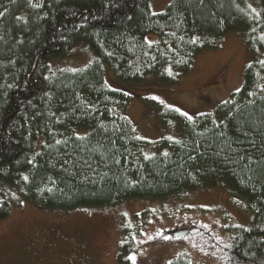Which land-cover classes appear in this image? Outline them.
<instances>
[{
    "label": "trees",
    "instance_id": "1",
    "mask_svg": "<svg viewBox=\"0 0 264 264\" xmlns=\"http://www.w3.org/2000/svg\"><path fill=\"white\" fill-rule=\"evenodd\" d=\"M0 13V221L17 204L14 188L46 211L220 188L251 213L247 227L229 225L223 243L215 227L193 225L183 238L164 230L151 244L264 264V0H171L158 14L149 0H0ZM232 32L256 54L241 88L210 114L163 111L159 121L177 125V140L138 138L125 117L131 93L110 85L104 69L122 84L155 77L170 86ZM78 44L95 60L50 72L48 61ZM150 219L144 212L135 229L123 228L119 264L138 253L137 227ZM166 264L193 262L186 252Z\"/></svg>",
    "mask_w": 264,
    "mask_h": 264
},
{
    "label": "rangeland",
    "instance_id": "2",
    "mask_svg": "<svg viewBox=\"0 0 264 264\" xmlns=\"http://www.w3.org/2000/svg\"><path fill=\"white\" fill-rule=\"evenodd\" d=\"M170 1L149 0L151 13L164 12ZM146 39L153 43L157 37ZM255 56L246 48L243 35L232 32L224 36L217 50L200 53L189 73L173 85L162 86L155 77L141 85L122 84L107 68L104 76L110 85L124 86L123 90L131 93L125 117L138 138L154 144L160 138L177 140L180 136L174 122L160 123L163 111L172 109L190 119L212 113L241 88L244 69ZM94 60V54L78 44L47 64L53 73L76 71ZM11 193L17 204L9 217L0 221V264H119L123 228L135 229L136 217L144 212L151 219L137 227L140 250L130 264H166L186 252L193 264H226L225 259H205L181 245L151 243L164 230L174 235L193 225L215 227L217 239L223 243L227 227H247L251 215L220 188L188 192L165 201L128 200L112 207L72 211H46L25 201L18 189Z\"/></svg>",
    "mask_w": 264,
    "mask_h": 264
},
{
    "label": "water",
    "instance_id": "3",
    "mask_svg": "<svg viewBox=\"0 0 264 264\" xmlns=\"http://www.w3.org/2000/svg\"><path fill=\"white\" fill-rule=\"evenodd\" d=\"M187 232L186 231H179V232H176L174 234V237L175 238H183L184 236H186Z\"/></svg>",
    "mask_w": 264,
    "mask_h": 264
},
{
    "label": "snow or ice",
    "instance_id": "4",
    "mask_svg": "<svg viewBox=\"0 0 264 264\" xmlns=\"http://www.w3.org/2000/svg\"><path fill=\"white\" fill-rule=\"evenodd\" d=\"M0 15H3V13H0ZM262 63H264V62H262ZM129 259H133L134 260L135 258L134 257H129Z\"/></svg>",
    "mask_w": 264,
    "mask_h": 264
}]
</instances>
